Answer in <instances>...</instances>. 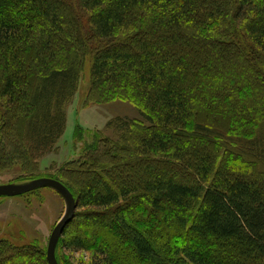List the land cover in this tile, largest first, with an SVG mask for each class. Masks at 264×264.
Wrapping results in <instances>:
<instances>
[{
  "label": "trees",
  "instance_id": "16d2710c",
  "mask_svg": "<svg viewBox=\"0 0 264 264\" xmlns=\"http://www.w3.org/2000/svg\"><path fill=\"white\" fill-rule=\"evenodd\" d=\"M87 59V99L139 118L93 138L76 192L48 177L97 237H63L57 263L64 249L89 264H264V0H0V171L34 174ZM125 167L141 175L100 177Z\"/></svg>",
  "mask_w": 264,
  "mask_h": 264
},
{
  "label": "rangeland",
  "instance_id": "374dc122",
  "mask_svg": "<svg viewBox=\"0 0 264 264\" xmlns=\"http://www.w3.org/2000/svg\"><path fill=\"white\" fill-rule=\"evenodd\" d=\"M89 88L90 60L87 59L78 77L76 92L65 108L66 122L61 138L49 153L38 160L34 174H30L27 168L18 164L8 170L0 171V186L26 184L35 180H30L34 177H38L36 179L55 177L64 181L67 178L74 186L75 192L80 186H84L89 175L80 173L79 169L75 171V167H71L85 157L86 148L93 142V138L98 135L113 138L114 133L106 127L114 118H139L136 109L125 101L113 100L99 104L88 100ZM4 103L0 100V118L4 112ZM131 168H122L119 174L114 171L112 176L101 172L100 177L107 182L126 176L130 181V177L134 178L138 173L141 175L140 169L133 171ZM69 170L72 173L64 176L63 172ZM140 175L137 176L141 177ZM65 208L64 200L49 188L37 189L18 197L0 198V242H8L16 250L0 252V259L7 260L3 263L44 264L41 251H46L50 234L63 217ZM80 212L82 211L75 207L71 223L65 226L59 241L63 237H70L74 234L73 231L87 243L96 241L95 234L91 235L85 230L92 221L88 222L86 220L88 218L79 215ZM134 214L135 210L132 212L133 216ZM151 233L152 236L155 235L154 239H157L158 243L165 240L161 232L157 235L153 231ZM61 255L63 264H89L91 260L89 250L73 252L63 249Z\"/></svg>",
  "mask_w": 264,
  "mask_h": 264
},
{
  "label": "water",
  "instance_id": "95a60500",
  "mask_svg": "<svg viewBox=\"0 0 264 264\" xmlns=\"http://www.w3.org/2000/svg\"><path fill=\"white\" fill-rule=\"evenodd\" d=\"M42 188H49L55 191L64 200L66 205L63 217L50 234L46 249L47 264H58L55 259V249L65 226L71 221L76 207L75 201L69 191L62 184L53 179L41 178L22 185H2L0 186V198L18 197Z\"/></svg>",
  "mask_w": 264,
  "mask_h": 264
}]
</instances>
